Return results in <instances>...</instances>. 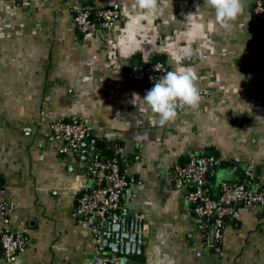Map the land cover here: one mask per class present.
<instances>
[{
  "label": "crops",
  "instance_id": "0c3cea01",
  "mask_svg": "<svg viewBox=\"0 0 264 264\" xmlns=\"http://www.w3.org/2000/svg\"><path fill=\"white\" fill-rule=\"evenodd\" d=\"M23 1L0 0V204H15L5 215L0 209V234H22L27 246L9 261L0 245V264H95L93 232L74 215L86 159L62 155L50 126L71 117L121 148L129 185L116 213L132 217L141 240L124 239L129 252L119 253L120 264H264V205L241 207L211 246L170 178L174 164L205 154L225 162L209 178L213 194L249 166L264 190V23L253 14L256 0H244L230 30L211 32L215 13L205 0H163L150 16L135 0ZM74 5L115 7L121 19L110 33H81ZM186 47L196 55L177 64ZM154 56L171 70L192 67L202 94L198 108L163 127L142 100L153 86L128 74Z\"/></svg>",
  "mask_w": 264,
  "mask_h": 264
},
{
  "label": "built area",
  "instance_id": "2783aa9c",
  "mask_svg": "<svg viewBox=\"0 0 264 264\" xmlns=\"http://www.w3.org/2000/svg\"><path fill=\"white\" fill-rule=\"evenodd\" d=\"M28 6L30 0H24ZM73 21L81 33L107 34L112 32L115 23L121 19V12L115 7H102L93 17L90 9L82 5L71 8ZM253 14L264 22V0H256ZM171 71L164 62L147 61L145 65H131L130 76L138 75L149 85L166 72ZM186 107L178 109L183 111ZM51 132L56 140L63 141L62 155L72 153L76 158H85L81 165L86 173L76 193L74 215L90 226L96 242L98 254L95 264H120L121 256L106 253L105 239L108 235L107 222L114 220V213L120 207L121 197L129 185V180L122 170L121 148L115 144L112 155L105 161L96 156L98 137L94 128L76 117L59 118L51 122ZM219 160L207 155L191 156L186 162L174 164L171 168V181L185 190L186 197L192 204V210L199 219L202 242L207 244L211 226H216V242L222 238L223 229L229 220L240 216V208L255 210L264 205V190L254 186V166H249L246 176L241 180L222 183L217 194H213L209 178L214 173ZM1 194V184H0ZM13 202L0 204L2 214L14 209ZM8 221L7 218L4 219ZM0 245L6 260H13L27 246L22 234L4 230L0 234ZM220 250V246L217 247Z\"/></svg>",
  "mask_w": 264,
  "mask_h": 264
},
{
  "label": "clouds",
  "instance_id": "9594fccd",
  "mask_svg": "<svg viewBox=\"0 0 264 264\" xmlns=\"http://www.w3.org/2000/svg\"><path fill=\"white\" fill-rule=\"evenodd\" d=\"M162 3L163 0H135L134 7H138L150 16L158 11ZM205 3L214 9L215 13L214 22L210 21L207 24L209 32L213 31L217 25L225 30H230L233 23L245 11L244 0H205ZM197 13H189L187 18L192 20ZM181 52V57H173L177 64H180L183 59L196 55L191 47H186ZM142 100L153 113L158 114L159 126L163 127L177 118L178 109L199 107L202 94L198 86V75L190 66L176 67L162 75L142 97ZM138 107L140 106L138 105Z\"/></svg>",
  "mask_w": 264,
  "mask_h": 264
},
{
  "label": "water",
  "instance_id": "95a60500",
  "mask_svg": "<svg viewBox=\"0 0 264 264\" xmlns=\"http://www.w3.org/2000/svg\"><path fill=\"white\" fill-rule=\"evenodd\" d=\"M238 176L241 175V172H236ZM129 213H126L128 216ZM115 221L109 220L107 222L108 235L105 239L106 253L111 256H118L119 253L129 252V246L124 239L130 238L131 241L141 240L139 235L138 226L132 224V217L128 216L125 220L123 217L119 216L116 212L114 213ZM132 229V230H131ZM131 232V233H130ZM216 226L213 225L210 228L209 232V244L211 246L215 245L216 239ZM2 250V249H1Z\"/></svg>",
  "mask_w": 264,
  "mask_h": 264
},
{
  "label": "trees",
  "instance_id": "16d2710c",
  "mask_svg": "<svg viewBox=\"0 0 264 264\" xmlns=\"http://www.w3.org/2000/svg\"><path fill=\"white\" fill-rule=\"evenodd\" d=\"M96 10L97 9H94V8L90 9L93 17H95ZM150 61H152V62H160V61L164 62V60L160 59L158 56L152 57ZM136 64L145 65L146 62L138 60L137 63H133V65H136ZM96 146L98 148V152H97L96 156H98V159H100L101 161H105L112 155L115 143L98 138ZM215 158L218 159L217 157H215ZM224 163L225 162H223L222 160L219 159L218 164L215 167H213V168L216 169L217 167H221V166L224 165ZM226 164H227V162H226ZM209 184H210V181H209Z\"/></svg>",
  "mask_w": 264,
  "mask_h": 264
}]
</instances>
